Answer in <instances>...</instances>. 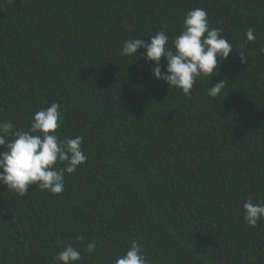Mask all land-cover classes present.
Wrapping results in <instances>:
<instances>
[{
  "label": "trees",
  "instance_id": "1",
  "mask_svg": "<svg viewBox=\"0 0 264 264\" xmlns=\"http://www.w3.org/2000/svg\"><path fill=\"white\" fill-rule=\"evenodd\" d=\"M195 8L237 50L185 96L153 76L154 61L121 51L160 30L170 46ZM248 28L256 39L241 63ZM261 48L264 0H15L0 9V122L26 130L57 103L60 137L82 136L87 156L60 194L31 185L20 197L0 185V264H52L58 241L81 251L78 264H114L133 241L150 264H264V221L248 226L242 208L247 197L264 202ZM220 79L221 94L208 96ZM93 238L101 246L89 255Z\"/></svg>",
  "mask_w": 264,
  "mask_h": 264
},
{
  "label": "clouds",
  "instance_id": "2",
  "mask_svg": "<svg viewBox=\"0 0 264 264\" xmlns=\"http://www.w3.org/2000/svg\"><path fill=\"white\" fill-rule=\"evenodd\" d=\"M14 2L0 0V9L9 8ZM254 31L248 28L245 40L239 46L241 63L248 62L245 46L256 39ZM169 39L165 30L152 35L148 43L144 38L127 39L121 55H142L146 61H154L153 76L169 87L182 90L185 96L191 95L198 78L210 79L216 75L220 62L237 50L222 35L220 28L210 26L207 13L202 8L189 10L184 16L181 32L171 39L170 46ZM141 48L144 52L138 53ZM261 51L264 52V48ZM162 60L166 61L163 70ZM225 80L213 83L207 95L218 97L225 88ZM62 124V112L57 103L35 112L26 130H16L10 120L0 122V147L3 148L0 151V185H6L20 197L28 193L31 185L52 194L62 193L65 190V173L76 172L87 160L82 149L83 137L77 135L62 139L58 131ZM242 208L243 221L248 226L254 228L258 222L264 221V202H254L252 197H247ZM99 246V239L93 238L84 251L91 255ZM58 247L62 250L52 258V264H78L81 261V251L72 244L58 241ZM114 264H150V261L141 245L133 241L123 255L116 257Z\"/></svg>",
  "mask_w": 264,
  "mask_h": 264
}]
</instances>
